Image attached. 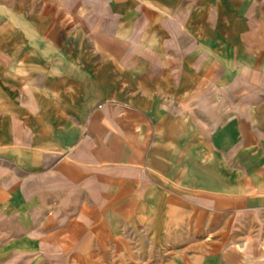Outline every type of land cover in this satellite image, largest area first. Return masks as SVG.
I'll list each match as a JSON object with an SVG mask.
<instances>
[{"label":"crops","instance_id":"crops-1","mask_svg":"<svg viewBox=\"0 0 264 264\" xmlns=\"http://www.w3.org/2000/svg\"><path fill=\"white\" fill-rule=\"evenodd\" d=\"M264 264V0L0 3V264Z\"/></svg>","mask_w":264,"mask_h":264},{"label":"rangeland","instance_id":"rangeland-1","mask_svg":"<svg viewBox=\"0 0 264 264\" xmlns=\"http://www.w3.org/2000/svg\"><path fill=\"white\" fill-rule=\"evenodd\" d=\"M3 0H0V3L2 2ZM131 264H138V261H132Z\"/></svg>","mask_w":264,"mask_h":264}]
</instances>
